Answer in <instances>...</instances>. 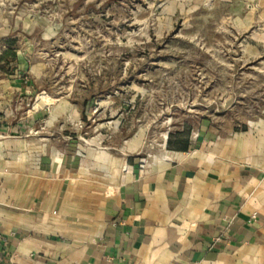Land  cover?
Listing matches in <instances>:
<instances>
[{
    "label": "crops",
    "instance_id": "1",
    "mask_svg": "<svg viewBox=\"0 0 264 264\" xmlns=\"http://www.w3.org/2000/svg\"><path fill=\"white\" fill-rule=\"evenodd\" d=\"M33 11L0 0V264H264V132L201 123L145 153L105 127L73 136L80 120L67 132L31 103L48 30Z\"/></svg>",
    "mask_w": 264,
    "mask_h": 264
},
{
    "label": "rangeland",
    "instance_id": "2",
    "mask_svg": "<svg viewBox=\"0 0 264 264\" xmlns=\"http://www.w3.org/2000/svg\"><path fill=\"white\" fill-rule=\"evenodd\" d=\"M26 1L48 26L31 103L67 132L80 120L73 136L105 127L115 145L143 138L145 153L201 123L264 132V0Z\"/></svg>",
    "mask_w": 264,
    "mask_h": 264
},
{
    "label": "built area",
    "instance_id": "3",
    "mask_svg": "<svg viewBox=\"0 0 264 264\" xmlns=\"http://www.w3.org/2000/svg\"><path fill=\"white\" fill-rule=\"evenodd\" d=\"M149 157H150V155H148ZM145 157V158H142L141 160H140V163H139V167H140V169H143L145 166H146V164H147V161H148V158L149 157Z\"/></svg>",
    "mask_w": 264,
    "mask_h": 264
}]
</instances>
